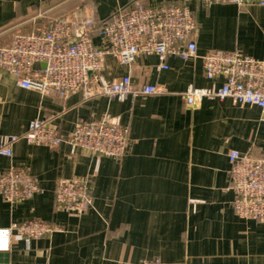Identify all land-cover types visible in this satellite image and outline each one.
Returning <instances> with one entry per match:
<instances>
[{"label": "crops", "instance_id": "obj_1", "mask_svg": "<svg viewBox=\"0 0 264 264\" xmlns=\"http://www.w3.org/2000/svg\"><path fill=\"white\" fill-rule=\"evenodd\" d=\"M134 1V2H132ZM139 1L146 6L188 4L197 29L198 53L239 50L264 56V5L196 0H0V46L21 33L45 27L69 13L107 18L118 7ZM159 69L156 56L122 64L106 60L105 76L130 75L134 85L153 84L160 92L124 101L84 100L82 93L62 99L18 85L0 70V135H21L35 119L50 122L67 137L80 121L119 118L129 129L121 159L97 157L68 143L51 148L19 141L13 156H0V171L27 168L42 191L11 205L0 196V264H264V224L239 218L229 176L233 150L264 156V112L230 99L205 98L190 105V87H210L202 60L170 57ZM224 78L215 83L221 86ZM60 178L92 184L93 208L70 214L55 203ZM42 220L58 231L27 240L1 231Z\"/></svg>", "mask_w": 264, "mask_h": 264}, {"label": "built area", "instance_id": "obj_2", "mask_svg": "<svg viewBox=\"0 0 264 264\" xmlns=\"http://www.w3.org/2000/svg\"><path fill=\"white\" fill-rule=\"evenodd\" d=\"M203 6L232 3L264 5V0H196ZM197 23L188 4L172 2L146 6L137 1L118 7L99 20L95 15L69 13L52 19L45 27L16 35L0 46V70L12 75L20 87L62 99L82 93L84 100L108 97L120 101L160 92L153 84L134 85L130 75L108 79L104 70L109 57L133 64L140 57L156 56L159 69H168L170 57L184 61L201 59L210 87H190L185 93L190 105L205 98L230 99L240 106H256L264 112V56L261 59L239 50H214L200 55L195 33ZM44 63L45 68L34 65ZM224 78L221 86L215 81ZM55 148L62 143L71 152L83 149L97 157L121 159L129 145V129L119 118L105 115L99 120L80 121L67 137L44 119L33 120L21 135H0V156L12 157L19 141ZM229 176L236 193L233 207L245 220L264 224V156L252 157L233 150L229 154ZM42 191L40 180L27 168L9 166L0 171V196L17 205ZM56 206L67 213L83 215L93 208L90 179L60 178L55 184ZM13 231L27 240H38L58 231L47 221L30 220L1 231ZM141 264H162L160 259Z\"/></svg>", "mask_w": 264, "mask_h": 264}, {"label": "water", "instance_id": "obj_3", "mask_svg": "<svg viewBox=\"0 0 264 264\" xmlns=\"http://www.w3.org/2000/svg\"><path fill=\"white\" fill-rule=\"evenodd\" d=\"M45 67H46V65L44 63L43 64L42 63L41 64L40 63H37V64L34 65V68L35 69L45 68Z\"/></svg>", "mask_w": 264, "mask_h": 264}, {"label": "trees", "instance_id": "obj_4", "mask_svg": "<svg viewBox=\"0 0 264 264\" xmlns=\"http://www.w3.org/2000/svg\"><path fill=\"white\" fill-rule=\"evenodd\" d=\"M132 2H134V1H132ZM132 2H130V3H128L127 5H124V6H122V7L126 8V7L130 6V4H131ZM135 2H137V1H135ZM114 11H115V10H114ZM114 11H112V13H113ZM112 13H111V14H112ZM111 14H110V15H111ZM110 15H109V16H110Z\"/></svg>", "mask_w": 264, "mask_h": 264}]
</instances>
